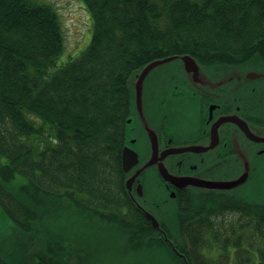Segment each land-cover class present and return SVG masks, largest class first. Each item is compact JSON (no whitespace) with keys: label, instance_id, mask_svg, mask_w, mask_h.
<instances>
[{"label":"trees","instance_id":"1","mask_svg":"<svg viewBox=\"0 0 264 264\" xmlns=\"http://www.w3.org/2000/svg\"><path fill=\"white\" fill-rule=\"evenodd\" d=\"M83 1L91 43L57 67V9L0 0V205L19 244L0 259L102 264L109 234L124 258L149 260L141 264H211L203 249L214 244L235 264H264V204L243 192L182 194L165 205L173 214L158 213L173 246L137 208L122 166L132 75L182 54L203 64L264 61V0Z\"/></svg>","mask_w":264,"mask_h":264},{"label":"flooded vegetation","instance_id":"2","mask_svg":"<svg viewBox=\"0 0 264 264\" xmlns=\"http://www.w3.org/2000/svg\"><path fill=\"white\" fill-rule=\"evenodd\" d=\"M200 64L197 78L186 71L182 60H175L152 72L145 81L143 111L156 132L158 160L162 158L172 175L196 176L208 182L230 181L245 173L247 178L229 190L179 187L162 176L157 161L144 168L133 185L134 197L155 215L173 214L165 209L166 203H178L182 194L196 191L216 195L224 191L232 196L243 192L264 204V195L258 196L253 190L256 183L264 181V61ZM128 132L132 137L127 144L139 159L130 170L133 173L153 154L152 140L136 106ZM163 151H168L164 157ZM149 174H154L151 197L145 193ZM139 183L143 185L142 195L137 190Z\"/></svg>","mask_w":264,"mask_h":264},{"label":"rangeland","instance_id":"3","mask_svg":"<svg viewBox=\"0 0 264 264\" xmlns=\"http://www.w3.org/2000/svg\"><path fill=\"white\" fill-rule=\"evenodd\" d=\"M37 1L41 4H49L58 11L65 42L64 51L57 59V67H59L79 56L90 45L94 30L93 17L83 0ZM47 130L53 135V130L48 127ZM52 139L55 140L54 136H52ZM18 180H23L21 174H18ZM153 181L154 174H149L145 184V193L149 197L155 192L153 189ZM253 190L258 196L264 195V181L256 183L253 186ZM17 232V227L13 221L6 216L0 205V256L7 262H9V259H12L8 258L11 253L17 251L19 248V244L16 242V240H18ZM91 236L92 234H90L89 238H91ZM119 243L117 238L109 240V234H106L104 242H102V244H106V246L102 248L106 253L101 258H98V260H101L102 264H141L149 262L148 259L124 258L121 253L122 243L120 244V250L118 248ZM91 244V250L93 247L98 246L97 244ZM203 252L206 256L211 257L208 258V260L212 262L211 264H235V256L232 255L231 250L229 254L230 257H228L226 253L220 250L218 245L214 244L211 250L206 247L203 249ZM26 254L28 255L27 251ZM24 259L26 260L28 258Z\"/></svg>","mask_w":264,"mask_h":264},{"label":"water","instance_id":"4","mask_svg":"<svg viewBox=\"0 0 264 264\" xmlns=\"http://www.w3.org/2000/svg\"><path fill=\"white\" fill-rule=\"evenodd\" d=\"M175 60H182L185 69L187 72H193L194 73V78H197V75H199V67H200V62L192 55L190 54H182V55H174V56H169L165 57L162 59H157L154 60L147 65H145L143 68H141L138 72H135L131 79L129 80V86L132 87L133 89V111L136 106V109L140 115V119H142L143 124L145 128L147 129L148 135L152 140V145H153V154L151 157L147 160L145 165L137 170H135L133 173L130 172V170L138 164L139 159H138V154L137 152L130 147L127 143L130 141V138L132 137L127 128V133H128V139L126 141V144L124 145V148L122 150V166L123 170L126 173V178H125V188L127 192L129 193L130 197L136 204L137 208L142 211V213L150 220L151 224L158 229L161 232H164L162 227H161V219L160 217L153 212L149 211L142 203H140L133 195V185L134 182L137 180L140 172L144 169L149 167L150 165L156 163L159 161V171L162 174V176L170 181H172L174 184H176L179 187H192V189H197L199 187H205V188H210V189H220V190H229L238 187L242 183L246 181L247 178V173L242 175L241 177L230 180V181H221V182H208V181H203L196 176L194 177H189V176H177V175H172L168 172V170L165 167V164L162 163V158L158 160L157 154H158V144H157V137H156V132L155 130L151 127L150 123L147 121L145 117V113L143 111V105H144V95H143V90H144V85L146 79L150 76L152 72L155 70H158L161 66H163L166 63L173 62ZM133 121V115L128 118L127 123L128 127ZM132 140V139H131ZM185 149H191V147H186ZM177 150V149H175ZM178 151V150H177ZM168 151H163L162 157H164ZM143 185L141 183L138 184L137 190L140 195L143 194ZM172 196H174V193H172ZM173 204H177V200L173 202ZM164 236L166 240L173 245V243L170 241L166 233L164 232ZM174 246V245H173ZM186 260V258H185ZM0 264H5L0 260ZM186 264H189L188 261L186 260Z\"/></svg>","mask_w":264,"mask_h":264}]
</instances>
